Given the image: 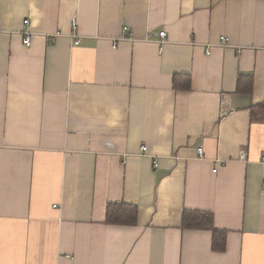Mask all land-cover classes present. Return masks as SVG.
Segmentation results:
<instances>
[{
    "label": "crops",
    "instance_id": "0c3cea01",
    "mask_svg": "<svg viewBox=\"0 0 264 264\" xmlns=\"http://www.w3.org/2000/svg\"><path fill=\"white\" fill-rule=\"evenodd\" d=\"M0 264H264V0H0Z\"/></svg>",
    "mask_w": 264,
    "mask_h": 264
},
{
    "label": "trees",
    "instance_id": "16d2710c",
    "mask_svg": "<svg viewBox=\"0 0 264 264\" xmlns=\"http://www.w3.org/2000/svg\"><path fill=\"white\" fill-rule=\"evenodd\" d=\"M246 78L243 77L241 81ZM176 89L189 90L191 88V78L180 75L174 79ZM252 87L247 90L238 89L239 92H250ZM106 223L117 226H135L138 223V208L134 205L124 203H112L108 205L106 213ZM183 229L188 230H210L213 233L212 249L215 252H224L227 246V232L215 229L214 217L211 213L200 211H185L183 214Z\"/></svg>",
    "mask_w": 264,
    "mask_h": 264
},
{
    "label": "built area",
    "instance_id": "2783aa9c",
    "mask_svg": "<svg viewBox=\"0 0 264 264\" xmlns=\"http://www.w3.org/2000/svg\"><path fill=\"white\" fill-rule=\"evenodd\" d=\"M29 21H25L24 24L27 25ZM128 29L126 28L124 32H126ZM23 35L25 36L24 37V45L26 47H30L31 46V33L30 32H22ZM127 34V33H126ZM160 36V40L157 41L158 44L160 45H164L166 42H167V33H165V31L163 32H160L159 34ZM75 38V37H74ZM131 37L129 36L128 39H130ZM80 43V41H76L75 44L78 45ZM228 47V39L226 37H221L220 39V43L218 45H209L207 47V52L208 54L210 53V50L213 48V47ZM147 150V147H142V151H146ZM199 153H203V151L201 149H199Z\"/></svg>",
    "mask_w": 264,
    "mask_h": 264
}]
</instances>
